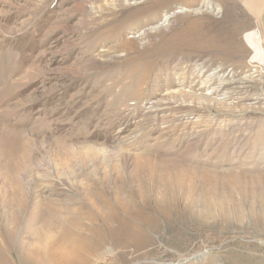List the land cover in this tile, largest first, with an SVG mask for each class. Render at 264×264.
<instances>
[{
    "label": "rangeland",
    "instance_id": "obj_1",
    "mask_svg": "<svg viewBox=\"0 0 264 264\" xmlns=\"http://www.w3.org/2000/svg\"><path fill=\"white\" fill-rule=\"evenodd\" d=\"M263 19L0 0V264H264Z\"/></svg>",
    "mask_w": 264,
    "mask_h": 264
},
{
    "label": "bare ground",
    "instance_id": "obj_2",
    "mask_svg": "<svg viewBox=\"0 0 264 264\" xmlns=\"http://www.w3.org/2000/svg\"><path fill=\"white\" fill-rule=\"evenodd\" d=\"M167 0H156V3L157 4H164L165 2H166ZM170 1H173V0H170ZM121 11V9L118 11V12H120ZM124 11V10H123ZM261 32H262V30H261ZM262 37H263V34H262ZM263 43H264V37H263ZM256 60V59H255Z\"/></svg>",
    "mask_w": 264,
    "mask_h": 264
},
{
    "label": "water",
    "instance_id": "obj_3",
    "mask_svg": "<svg viewBox=\"0 0 264 264\" xmlns=\"http://www.w3.org/2000/svg\"><path fill=\"white\" fill-rule=\"evenodd\" d=\"M262 34H263V37H264V19H263V22H262Z\"/></svg>",
    "mask_w": 264,
    "mask_h": 264
}]
</instances>
